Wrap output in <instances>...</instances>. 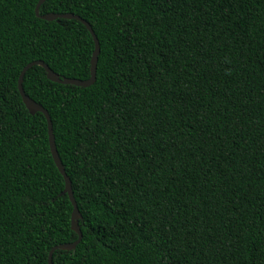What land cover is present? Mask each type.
<instances>
[{
  "label": "trees",
  "instance_id": "16d2710c",
  "mask_svg": "<svg viewBox=\"0 0 264 264\" xmlns=\"http://www.w3.org/2000/svg\"><path fill=\"white\" fill-rule=\"evenodd\" d=\"M0 0V264H48L72 204L43 113L42 60L86 79L77 19ZM99 42L95 81L24 92L48 112L80 217L53 264H264V0H44Z\"/></svg>",
  "mask_w": 264,
  "mask_h": 264
},
{
  "label": "water",
  "instance_id": "95a60500",
  "mask_svg": "<svg viewBox=\"0 0 264 264\" xmlns=\"http://www.w3.org/2000/svg\"><path fill=\"white\" fill-rule=\"evenodd\" d=\"M44 2V0H38V2L35 5L34 11L37 17L45 19V20H58L60 18L64 19H77L81 21L88 31L91 33L93 41H94V49L92 51V55L90 58V76L86 79H77V78H71V77H64L60 76L59 74L55 73L53 70L50 69V67L44 63L42 60H33L28 62L20 71L19 76H18V89L22 98L23 103L25 104L26 108L28 111L32 114L36 112H41L46 118L47 121V129H48V142H49V149L50 153L52 155V158L55 162L56 167L60 171V173L63 175L64 178V189L63 193H66L69 197V200L72 204V212H71V229L77 233V238L74 241L71 242H65V243H59L54 245L48 253V264H53L52 263V253L55 249H63V250H71L74 249L75 246L79 243L82 237V232L80 230V227L78 225V219L80 217V214L78 212V208L76 205V201L73 196L72 188H71V181L66 174L64 167L62 165V162L60 160V157L58 155L55 141H54V135L52 131V124H51V119L50 116L47 112V110L38 102L34 101L32 98H30L23 90L22 87V80L23 76L28 68L31 66L37 64L42 66L45 69L46 72V77L50 79L51 81L57 82V83H62V84H72L76 86H89L95 81V73H96V65H97V57L99 53V42L97 37L95 36V33L91 27V25L84 19H82L80 16L73 14L71 12H64V13H53V12H48L44 14L39 13V7L40 5Z\"/></svg>",
  "mask_w": 264,
  "mask_h": 264
}]
</instances>
